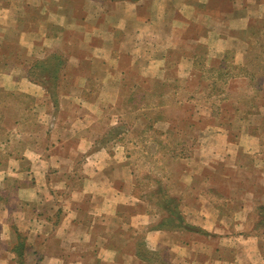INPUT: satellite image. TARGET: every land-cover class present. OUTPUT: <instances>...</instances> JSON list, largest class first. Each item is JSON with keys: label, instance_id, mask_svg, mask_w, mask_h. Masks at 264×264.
Segmentation results:
<instances>
[{"label": "rangeland", "instance_id": "rangeland-1", "mask_svg": "<svg viewBox=\"0 0 264 264\" xmlns=\"http://www.w3.org/2000/svg\"><path fill=\"white\" fill-rule=\"evenodd\" d=\"M229 1L233 10L242 14L243 7L250 15L244 32L237 33L243 43H237L235 50L223 48V40L213 32L183 43L176 34L147 37L153 47L146 58L151 60L148 67L130 62L133 57L127 54L120 56L116 66L110 65L116 60L104 65L95 55L85 58L84 31L90 28L85 21L79 23L77 15L72 19L74 27L80 28L58 35L53 29L51 37L40 34L37 53L30 54V35L23 37L22 46L6 44L7 56L13 62L22 60L23 65L0 60V70L6 73L0 78V217L8 212L5 229L0 224V237H8L7 243L0 239V249L13 246L16 228L25 244L23 264H40L42 258L31 250L40 246L45 252L47 243L50 247L53 243L30 237V230L36 229L49 203L62 201V194L53 191L64 188L68 198L82 186L90 190L91 180L83 184L85 172L103 163L110 172L124 168V179L130 185L127 196L134 201L132 206L120 205L122 220L102 219L110 230L109 244L118 255L114 264H127L122 255L137 241L145 246L148 229L165 230L168 236L158 246L151 242L153 249L145 246L153 251L150 258L134 264H183L175 257L178 248L171 245L175 242L179 248L190 246L191 255L198 260L220 253L232 257L234 249L220 244L228 240L193 224L204 223L214 213L223 223L228 221L220 237L237 235L238 231L256 235L264 256V227L255 225L260 216L257 207L264 205V12H256L253 0ZM7 2L14 6L20 3L24 10L22 0ZM215 2L228 6L226 0ZM49 4L52 7L55 3L51 0ZM72 6L73 2L69 6L73 10ZM30 9L27 4L23 15L29 16L8 29L9 37L14 36V30L30 29ZM222 20L225 31L236 29L228 26L226 18ZM202 21L206 20L190 25L191 34L219 22ZM140 38V34L130 33L129 40ZM245 44L246 48L242 47ZM52 54L62 57L55 80L51 78L53 68L44 69L40 76L30 74L34 60ZM38 77L44 83L37 82ZM116 185L122 186L117 175ZM157 186L178 198L185 221L195 229L156 227L162 215L155 205L160 195L151 192ZM87 195L82 209L91 203ZM241 204L256 208L242 211L251 216L248 232H244L245 226L234 223L242 217L238 218ZM136 211H144L148 222L135 228L130 214ZM81 217L88 222L86 216ZM96 219L94 226L100 231L104 224ZM138 221L135 218L132 223ZM78 229L79 237L70 229L69 237L75 240L64 248L69 253L66 261L79 255L84 264H99L96 242H86L81 231L84 225ZM218 246L223 247L221 252Z\"/></svg>", "mask_w": 264, "mask_h": 264}, {"label": "crops", "instance_id": "crops-1", "mask_svg": "<svg viewBox=\"0 0 264 264\" xmlns=\"http://www.w3.org/2000/svg\"><path fill=\"white\" fill-rule=\"evenodd\" d=\"M8 0H0V60L4 58L9 59V63H17L23 65V61H15L19 59L11 60L7 54L4 52L7 49V45L18 44L23 45V37H31L33 49L30 54L37 53L40 49L41 43L39 42V35L44 34L45 37H51L52 30H55L57 35L64 31H68L74 28L76 25L73 16H78L77 21L79 23L86 22V25L90 28L84 31L85 37L87 36L86 44L83 46L88 52L84 55L85 58L95 55L102 64L109 65V62L117 64L118 59L121 55L127 54L133 57V60L137 64L149 66L151 60H146L147 55L150 56L148 52H152L153 47L150 46V41H147V37L155 38L157 37H172V35H178L181 43L193 40L198 37V40L202 39L204 35H208L209 32L217 33L220 39L223 40L224 47L236 49L237 43L240 45L243 43L240 36L237 33L244 32L247 27L250 15L247 14L246 8L242 7L244 11L242 14L239 11H235L230 6V1H227L228 6L224 3L215 2V0H52L54 5L51 7L49 4L51 0H22L25 2L23 4L24 10L21 9L20 3L14 6L7 2ZM248 2V0H246ZM256 6V12H264V0L260 2H254ZM73 2V10L69 8ZM74 3H78L77 5ZM219 4L218 6L214 5ZM252 3V2H251ZM30 4L31 9V26L30 29H17L14 30L15 34L13 37H9L10 32L8 29L16 28L17 24L23 17H28L29 15H23L25 7ZM82 5V6H81ZM79 6V7H77ZM39 10V11H37ZM46 18L44 21H40L39 18ZM57 18V19H56ZM226 18L228 26H233L236 29L232 31H225L223 28L225 25L222 19ZM206 20L203 24L209 23L211 21L214 24L209 23L208 26L204 28L201 33L190 32V25H194V22ZM209 21V22H208ZM185 24L181 29L176 28L178 24ZM216 23V25H215ZM45 24L44 26H41ZM233 24V25H232ZM212 25H214L212 27ZM176 28V29H175ZM140 34V39L129 40L130 33ZM189 32V33H188ZM17 34V35H16ZM200 36V37H199ZM84 37V38H85ZM50 39V38H49ZM17 40V41H16ZM124 40L127 42L124 43ZM16 42V43H15ZM130 43V44H129ZM19 46V48H21ZM246 48V44L242 47ZM38 47V48H36ZM14 48L19 49L14 46ZM47 47L46 49L52 50L54 48ZM244 48V49H245ZM165 49H170L166 47ZM5 54V55H4ZM92 54V55H91ZM156 60V59H152ZM3 63V62H2ZM66 63V62H65ZM71 63H73L71 61ZM8 65V64H7ZM11 65V64H10ZM114 66V67H115ZM6 73L0 70V78L4 77ZM83 128V127H82ZM75 130V129H73ZM101 162V161H100ZM44 173V177H45ZM116 175L121 179L122 186L116 185ZM264 175V174H262ZM41 178V175H38ZM125 178L124 168H116V170L110 172L109 169L101 163L95 165L92 170L88 173L85 172L84 181H90L92 187L77 189L72 192L68 198L66 197L65 189L59 191H53L56 195L60 196L62 194V201L56 202V206L53 203H49L46 210H43L44 215L42 218H38V223L36 229L30 230L32 235L30 237H43V242H52L53 247H50V243L43 252L42 247L38 246L31 250V254H36L42 260L39 261L40 264H84V258L77 255L70 260L66 261L68 257V252L66 249L70 240V229L77 231L75 236L80 235L78 231L80 227L85 226V229L81 230L83 232V237L86 238V242H96V252L97 258H100L99 264H105L107 261L117 260L116 250L109 244L108 238L110 235V230L108 229L106 223L102 219H108L106 216L112 217L113 219L122 220V211L119 210L120 205H130L134 204V201L129 200V182ZM264 178V176H263ZM46 180V178H45ZM62 184H64L62 182ZM64 187V185H63ZM126 192V193H125ZM252 193V191H248ZM87 195L90 198V204L88 207L82 209V199ZM131 198V197H130ZM124 199H126L124 201ZM58 201V199H57ZM242 207L238 208V218L234 223L239 224V227L245 226L244 232H248V226L251 223L250 213H246L249 209H256L249 204L245 206L241 204ZM129 207V206H126ZM244 215L242 211H244ZM42 211V210H41ZM4 217H0V224L2 229L7 226L5 213ZM108 214V215H106ZM253 214V212H252ZM86 216L88 222L84 223L81 216ZM97 216V219H96ZM236 216V215H235ZM130 224L135 227L140 225H145L148 221H145V212L136 211L130 214ZM138 219L139 223H132L134 219ZM95 219L96 222H102L103 226H100L101 230L97 231L95 229ZM193 223L192 221L188 220ZM120 222V221H119ZM225 221L224 223H227ZM221 219H218V213H214L213 218L206 217L203 221L195 222L193 224L199 225L202 229L206 231H211L214 234H218L219 239L228 240L225 246H230L233 250L232 257H225L222 253L214 257L204 258V260H198L193 255H191L190 246L188 248H183L177 245L175 242V247L178 248L176 258L184 264H264V256L259 250L258 238L255 235L249 236L247 233L236 232L232 236L227 238L220 237L219 234L223 233V226H225ZM252 224V223H251ZM98 226V225H97ZM109 230V231H107ZM99 232V233H98ZM100 234V235H99ZM170 235V234H169ZM168 236V232L159 229H148L144 233L145 246L149 249L155 247L151 246V242L162 243L164 238ZM143 237V236H142ZM231 237V238H230ZM255 237V238H254ZM7 238L0 237L7 243ZM232 239V241H231ZM27 242V241H26ZM108 242V243H107ZM43 245V244H42ZM72 247V245H69ZM158 246V245H157ZM228 247V248H230ZM89 248V247H88ZM219 251L223 247L218 246ZM38 250H42L38 252ZM240 252V254H238ZM87 254V253H86ZM25 253L23 254V256ZM86 255L84 254L83 257ZM124 259L127 260V264H134L141 262L140 258L134 253L133 247L125 255H122ZM88 257V254H87ZM71 258V257H70ZM113 262V263H112ZM87 261L85 262V264ZM142 263L144 261L142 260ZM0 264H20L17 261V254L11 250V248L5 247L0 249Z\"/></svg>", "mask_w": 264, "mask_h": 264}, {"label": "trees", "instance_id": "trees-1", "mask_svg": "<svg viewBox=\"0 0 264 264\" xmlns=\"http://www.w3.org/2000/svg\"><path fill=\"white\" fill-rule=\"evenodd\" d=\"M49 58V59H48ZM62 63V57L58 54H52L48 56L46 59L43 60H34L32 64L30 65L28 71L31 75L40 76L39 74H42L44 72V69L47 68H53L51 71L52 77L54 80L56 76H53L56 72L60 64ZM55 67V68H54ZM37 82L44 83V81L40 80L39 77L36 79ZM53 80V83H54ZM152 195L154 196V193L156 195H160L158 199H155V205L160 208L161 217L158 221L157 228H165V229H175V230H192V228L195 229V227L188 222L185 221L184 216L179 209V203L178 198H176L174 195L168 194L164 188L157 186L154 190H152ZM150 196V193L148 194ZM258 213H260L258 222H256V226H263L264 227V205H259L257 207ZM14 232L16 234V241L14 242L13 246L11 247V250L14 251L17 254V261L20 264H23V254L25 249L24 240L21 239L19 232L14 229ZM134 253L136 256H138L140 259H147L148 254H152L153 251L147 249L144 246V243L140 240L134 243Z\"/></svg>", "mask_w": 264, "mask_h": 264}]
</instances>
